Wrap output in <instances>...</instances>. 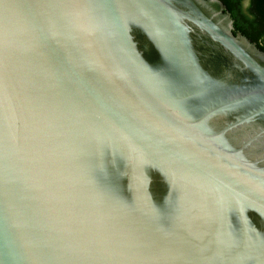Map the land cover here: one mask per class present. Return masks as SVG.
<instances>
[{
  "label": "water",
  "instance_id": "water-1",
  "mask_svg": "<svg viewBox=\"0 0 264 264\" xmlns=\"http://www.w3.org/2000/svg\"><path fill=\"white\" fill-rule=\"evenodd\" d=\"M234 31L220 0H0V264H264Z\"/></svg>",
  "mask_w": 264,
  "mask_h": 264
},
{
  "label": "trees",
  "instance_id": "trees-1",
  "mask_svg": "<svg viewBox=\"0 0 264 264\" xmlns=\"http://www.w3.org/2000/svg\"><path fill=\"white\" fill-rule=\"evenodd\" d=\"M236 19V30L264 51V0H250L247 15L244 14L245 0H220Z\"/></svg>",
  "mask_w": 264,
  "mask_h": 264
},
{
  "label": "flooded vegetation",
  "instance_id": "flooded-vegetation-1",
  "mask_svg": "<svg viewBox=\"0 0 264 264\" xmlns=\"http://www.w3.org/2000/svg\"><path fill=\"white\" fill-rule=\"evenodd\" d=\"M249 6H250V0H245L244 2H243V5H242V7H243V10H244V14H246L247 15V9L249 8ZM232 15V14H231ZM232 18L234 19V26H235V24H236V19L232 16ZM234 33H235V35H238V34H242V33H240V32H238L237 30H236V27H235V31H234ZM243 35V34H242Z\"/></svg>",
  "mask_w": 264,
  "mask_h": 264
},
{
  "label": "clouds",
  "instance_id": "clouds-1",
  "mask_svg": "<svg viewBox=\"0 0 264 264\" xmlns=\"http://www.w3.org/2000/svg\"><path fill=\"white\" fill-rule=\"evenodd\" d=\"M2 8H3V11L5 12V14H13L14 15V13H11V5L4 3L2 5Z\"/></svg>",
  "mask_w": 264,
  "mask_h": 264
}]
</instances>
